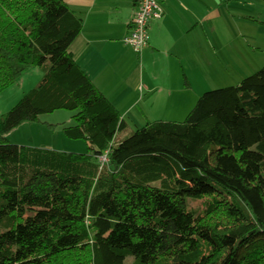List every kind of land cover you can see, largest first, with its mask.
<instances>
[{
	"label": "trees",
	"instance_id": "16d2710c",
	"mask_svg": "<svg viewBox=\"0 0 264 264\" xmlns=\"http://www.w3.org/2000/svg\"><path fill=\"white\" fill-rule=\"evenodd\" d=\"M82 28L64 0H0V92L44 69L1 120L0 264H264V66L117 140L121 113L69 50ZM60 108L88 151L8 139Z\"/></svg>",
	"mask_w": 264,
	"mask_h": 264
},
{
	"label": "crops",
	"instance_id": "0c3cea01",
	"mask_svg": "<svg viewBox=\"0 0 264 264\" xmlns=\"http://www.w3.org/2000/svg\"><path fill=\"white\" fill-rule=\"evenodd\" d=\"M64 1L83 17L69 50L127 127L148 119L183 120L164 116L172 110L188 115L196 104L201 48L215 46L218 19L238 14L234 1L258 0H158L164 13L151 21L150 41L140 54L124 42L137 0Z\"/></svg>",
	"mask_w": 264,
	"mask_h": 264
},
{
	"label": "rangeland",
	"instance_id": "374dc122",
	"mask_svg": "<svg viewBox=\"0 0 264 264\" xmlns=\"http://www.w3.org/2000/svg\"><path fill=\"white\" fill-rule=\"evenodd\" d=\"M263 4L264 2L259 0L242 4L234 1L233 11L237 10L238 14L218 19L215 46L201 48V74L194 80L200 95L218 87L237 85L264 66V8H261ZM43 74L42 67L32 66L15 83L0 92V128L3 114L37 85ZM74 113L75 110L66 108L42 113L37 120L25 121L12 129L7 133V137L11 142L28 146L86 152L88 143L84 138H70L65 132V127L75 122ZM186 115L184 112L182 114L172 110L164 117L184 119ZM143 125L135 126L130 123L129 126L118 130L115 138L122 139ZM203 201H191L192 208L202 209ZM132 260V257H129L127 264H131Z\"/></svg>",
	"mask_w": 264,
	"mask_h": 264
},
{
	"label": "built area",
	"instance_id": "2783aa9c",
	"mask_svg": "<svg viewBox=\"0 0 264 264\" xmlns=\"http://www.w3.org/2000/svg\"><path fill=\"white\" fill-rule=\"evenodd\" d=\"M163 13L164 8L158 0H137L136 10L130 23L131 31L124 38L125 44L141 52L150 41L151 21L160 18ZM100 160L102 163L108 161V151L100 156Z\"/></svg>",
	"mask_w": 264,
	"mask_h": 264
}]
</instances>
